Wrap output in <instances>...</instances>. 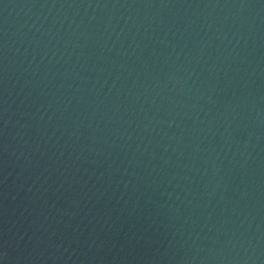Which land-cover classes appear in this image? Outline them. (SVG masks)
I'll use <instances>...</instances> for the list:
<instances>
[{"label":"water","instance_id":"1","mask_svg":"<svg viewBox=\"0 0 264 264\" xmlns=\"http://www.w3.org/2000/svg\"><path fill=\"white\" fill-rule=\"evenodd\" d=\"M0 264H264V0H0Z\"/></svg>","mask_w":264,"mask_h":264}]
</instances>
